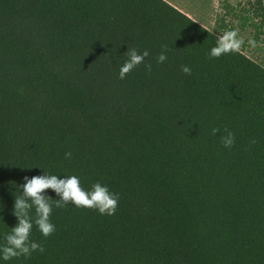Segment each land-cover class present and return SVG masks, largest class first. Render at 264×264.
<instances>
[{
    "label": "trees",
    "instance_id": "16d2710c",
    "mask_svg": "<svg viewBox=\"0 0 264 264\" xmlns=\"http://www.w3.org/2000/svg\"><path fill=\"white\" fill-rule=\"evenodd\" d=\"M220 37L165 0H0V243L24 176L119 194L101 215L45 190L55 232L5 264H264V66L210 58ZM127 48L151 71L119 79Z\"/></svg>",
    "mask_w": 264,
    "mask_h": 264
},
{
    "label": "clouds",
    "instance_id": "9594fccd",
    "mask_svg": "<svg viewBox=\"0 0 264 264\" xmlns=\"http://www.w3.org/2000/svg\"><path fill=\"white\" fill-rule=\"evenodd\" d=\"M240 43L235 31H227L219 38L216 45L209 49L208 56L218 58L238 48ZM126 55L127 58L119 67V79H124L127 73L141 63L145 64L147 71H151V64L145 62V58L149 56L147 50L138 51L136 48H127ZM166 59L165 51H161L156 56V63H162ZM181 71L184 74L191 73L187 65L181 66ZM217 131L216 128L212 129L213 134ZM234 139L233 133L226 130V135L221 137V142L225 148H229L234 143ZM64 155L65 158H69L71 154L66 152ZM22 179L23 183L14 184L18 192L15 196L12 195L11 214L16 222L8 232L3 234L2 243H0V264H5L13 258L27 259L34 252H44L43 243L32 239L31 234L34 226L44 238L56 230V226L50 220L53 209L52 198L45 190H51L55 194L54 206L57 208L71 203L77 208L95 209L101 215H112L117 208L119 194L110 191L107 184L99 181L85 190L77 175L45 174L43 170L39 175L24 176ZM2 208L3 206H0V210Z\"/></svg>",
    "mask_w": 264,
    "mask_h": 264
},
{
    "label": "rangeland",
    "instance_id": "374dc122",
    "mask_svg": "<svg viewBox=\"0 0 264 264\" xmlns=\"http://www.w3.org/2000/svg\"><path fill=\"white\" fill-rule=\"evenodd\" d=\"M181 1L184 2L187 10H191L197 15L201 13V10H206L208 6L211 10L210 0ZM189 1H204L205 5L197 8ZM245 2L246 0H219V11L214 19V31L220 36H223L227 31H235L236 38L241 41L237 49L264 66V36L257 33L258 18L254 17L251 12L244 11L243 8L247 7ZM210 10H206V13ZM242 16L247 17V20L242 19ZM216 17L219 19L216 20ZM220 19H223V26H220Z\"/></svg>",
    "mask_w": 264,
    "mask_h": 264
},
{
    "label": "crops",
    "instance_id": "0c3cea01",
    "mask_svg": "<svg viewBox=\"0 0 264 264\" xmlns=\"http://www.w3.org/2000/svg\"><path fill=\"white\" fill-rule=\"evenodd\" d=\"M165 1H167L172 6L176 7L178 10H180L181 12H183L184 14H186L187 16H189L190 18H192L199 24L203 25L207 29L216 33V31H214V19H215L217 12L219 11V0H210L211 10L208 6L206 10L207 11L210 10V11L206 13V10L204 11L201 10V13H199V15L193 13L191 10H187V8L184 6V2L181 0H165ZM189 2L197 8H200L202 5H205L204 1L202 2L201 1H189Z\"/></svg>",
    "mask_w": 264,
    "mask_h": 264
}]
</instances>
